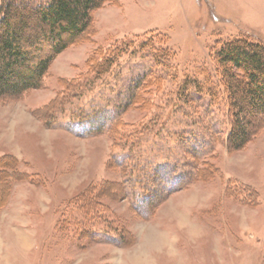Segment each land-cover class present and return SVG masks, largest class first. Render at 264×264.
Wrapping results in <instances>:
<instances>
[{"label": "rangeland", "instance_id": "obj_1", "mask_svg": "<svg viewBox=\"0 0 264 264\" xmlns=\"http://www.w3.org/2000/svg\"><path fill=\"white\" fill-rule=\"evenodd\" d=\"M29 32L35 62L49 46ZM151 34L174 53L168 72L147 49L79 77L97 49ZM239 36L264 43V0H106L40 87L0 95V167H9L0 172V264H106L144 214L160 228L147 239L174 246V264H264V118L250 117L249 141L229 148L225 106L192 88L201 68L212 74L211 48ZM151 69L158 85L143 79ZM104 185L97 200L107 210L82 237L57 227L67 202Z\"/></svg>", "mask_w": 264, "mask_h": 264}, {"label": "trees", "instance_id": "obj_2", "mask_svg": "<svg viewBox=\"0 0 264 264\" xmlns=\"http://www.w3.org/2000/svg\"><path fill=\"white\" fill-rule=\"evenodd\" d=\"M104 1L106 0H0V95L15 97L40 87L53 58L87 32L91 24V13ZM33 28L38 30L40 38L49 46L48 53L35 62H32L31 53L26 47L29 30ZM139 38L135 36L97 49L88 57L86 71L79 77L82 79L84 76L88 80L106 75L113 67L118 66L124 55L133 56L135 51L147 49L152 53L157 67L167 68V72L172 69L170 60L174 58V53L168 47L164 35L151 34L138 41ZM210 60L212 74L201 68L203 82L199 84L194 81L192 88L197 93H205L213 101L219 100L225 106L229 124L226 142L229 148L240 149L252 136L248 128L252 123L249 118L254 115L264 118V43L246 36L228 39L211 48ZM147 76L152 77L148 83L159 84L161 77H157L156 70L151 69L143 79ZM189 86L188 81L182 84L179 96L184 95ZM147 87L149 85L146 82L140 83L135 98ZM151 101L149 97L146 100L148 103ZM118 127L120 124L117 122L113 130ZM96 129L100 131V127ZM133 134H136V130L128 132L130 136ZM13 164L11 162V166ZM6 168L9 169L0 167V172L3 173ZM105 186L99 188L95 196L94 191H88V194H79L74 200L67 202L57 227L60 230L66 229L65 226L72 227L74 229L68 232L82 237L81 233L87 232L86 224L96 218V211L99 208L101 211L107 210L97 200ZM73 209L83 213L81 220L71 211Z\"/></svg>", "mask_w": 264, "mask_h": 264}, {"label": "clouds", "instance_id": "obj_3", "mask_svg": "<svg viewBox=\"0 0 264 264\" xmlns=\"http://www.w3.org/2000/svg\"><path fill=\"white\" fill-rule=\"evenodd\" d=\"M159 231V226L147 214L141 215L127 228L128 242L114 245L106 256V264H160L161 258L174 264L178 255L174 246L156 245L147 239L149 234ZM74 264H83V261L78 258Z\"/></svg>", "mask_w": 264, "mask_h": 264}]
</instances>
